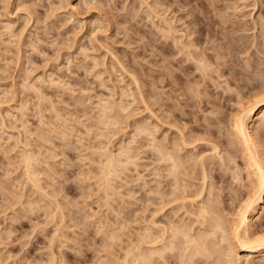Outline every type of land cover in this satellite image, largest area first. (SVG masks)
I'll list each match as a JSON object with an SVG mask.
<instances>
[{"label": "rangeland", "instance_id": "rangeland-1", "mask_svg": "<svg viewBox=\"0 0 264 264\" xmlns=\"http://www.w3.org/2000/svg\"><path fill=\"white\" fill-rule=\"evenodd\" d=\"M236 1L249 6L216 18L226 27L238 21L228 32L246 53L232 50L223 60L239 68L221 74L216 65L201 72L196 61H177L180 42L189 43L198 25L189 24L194 14L179 19L186 10L175 11L176 2L170 8L168 0H0V264H181L188 251L173 229L198 234L219 219L226 230L216 235L212 259L193 264H264L262 254L229 253L233 218L257 190L233 119L264 97V4ZM150 7L182 30L176 40ZM186 30L193 35L182 39ZM166 41L173 53L164 51ZM262 118L255 128L264 137ZM257 213L254 227L264 233V210ZM156 245L174 247L149 259Z\"/></svg>", "mask_w": 264, "mask_h": 264}, {"label": "bare ground", "instance_id": "bare-ground-1", "mask_svg": "<svg viewBox=\"0 0 264 264\" xmlns=\"http://www.w3.org/2000/svg\"><path fill=\"white\" fill-rule=\"evenodd\" d=\"M169 2H170V4L169 5H167V6H169L170 8H171V6L172 5H174V3L176 2L175 0H168ZM193 1H195V5H196V7H192V8H190V9H187L185 6L186 5H191V3L193 2ZM232 1H234V0H217V1H213V0H177V2H176V5H177V7H175V11H181V9H183L186 13H184V14H181V15H179L178 17H179V19L180 18H182L183 16L185 17L187 14L189 15V13L190 14H194V19H191V20H189V24H191V23H194V24H196V27H197V25H198V27L195 29V33H196V36L192 39V40H189V43H186V44H184L182 41V43L180 42V45L181 44H183V46L181 45V47H183L179 52H181V51H183V54H182V56L180 57V54H179V57H180V59L179 60H177V61H179V63H181L180 61H186V63L188 64V65H190V64H192L193 62H197L198 63V65H200V66H198V67H200L201 69V72H204V71H202V68H203V70L205 69L206 71L208 70V69H211L212 67L211 66H213L214 65V67H215V65H216V70H217V72H220L221 74L222 73H224V72H230V70H232L233 71V73H235L237 70H238V68H236L237 70H235L234 69V67L231 69V67H230V65L228 64V61H226V59H224L223 60V58H225L226 56L227 57H230L231 55V52H232V50H235V51H237V52H245V49L242 47V44L241 45H239V43H237L236 41L238 40V39H240V38H236L234 35L233 36H231V33H229V32H231V31H229L228 32V28L229 27H233V26H235L234 24H236V25H238V21L236 20H234V18H232L233 20H230V23H229V25L226 27V26H221L222 24H223V22L221 23L220 21H219V19L218 18H216L219 14H220V12L222 11V10H226V9H228V8H232L233 7V9L235 8V7H239V6H243L244 4V6L245 7H247V6H249V3L248 4H246V3H242L241 5L240 4H238V6H236V4H237V1L236 2H233V3H231ZM161 1H159V3H160ZM179 2H182V4L183 5H179ZM239 2V1H238ZM262 3L264 4V0H262L261 2H260V0H256L255 1V6L256 5H259V7L261 6V7H263L262 6ZM160 4H162V3H160ZM193 4V3H192ZM149 6H151V5H149ZM161 6V5H160ZM182 6H184V7H182ZM159 7V6H158ZM157 7V8H158ZM164 7V6H163ZM169 7H166L167 9H165V10H163L164 12H168L169 11ZM174 7V6H173ZM151 8V7H150ZM157 8L155 7V9L156 10H154L153 8H151V12L152 13H154L155 14V16H157V17H153V18H160L161 19V21L163 20V22H165L166 24H165V26H164V28H165V30L164 31H166V33H164V31H163V33L165 34V35H168L170 38H175L176 36L177 37H179L178 36V32H181V31H178L177 29H176V27L173 25V21H171V20H169L168 18H166V17H163L160 13H159V11L157 10ZM196 8V9H195ZM30 9V8H29ZM161 9V8H160ZM236 9V8H235ZM234 9V11L236 12V10ZM239 9V8H238ZM237 9V10H238ZM260 9V8H259ZM173 10V11H174ZM182 10V11H183ZM196 10H198V14H197V12L195 13V11ZM229 10V9H228ZM231 10V9H230ZM242 10V9H241ZM172 10H171V12H173ZM233 11V10H232ZM233 11V12H234ZM30 12V11H29ZM33 12V11H32ZM162 12V11H161ZM226 12V11H225ZM165 13V14H166ZM174 13V12H173ZM176 13V12H175ZM153 14V15H154ZM222 14H224L223 13V11H222ZM228 14V13H227ZM226 14V15H227ZM237 14V13H236ZM151 15V14H150ZM228 15H230V14H228ZM235 15V14H234ZM191 16V15H190ZM222 17V16H221ZM220 17V18H221ZM234 17H236V15L234 16ZM175 18V17H174ZM186 18V17H185ZM237 18V17H236ZM160 19H158V20H160ZM223 19V18H222ZM224 19H225V17H224ZM228 20V19H227ZM240 21V20H239ZM175 22V21H174ZM228 22V21H227ZM244 22V21H243ZM186 23H188V22H186ZM185 23V24H186ZM220 24V28H216V25L217 24ZM225 23V22H224ZM188 24V25H189ZM193 25V24H192ZM243 25V24H242ZM193 26H195V25H193ZM240 26V25H239ZM238 26V27H239ZM263 26V25H262ZM191 26H187V28H190ZM241 27V26H240ZM245 27V26H244ZM235 28V27H234ZM232 29V28H231ZM236 29V28H235ZM240 28H238V30H239ZM242 29V28H241ZM245 29V28H244ZM162 30H163V28H162ZM230 30V29H229ZM236 31V30H235ZM186 32V34H182V36H181V34H180V37H182V39L184 38L183 36H188V37H190L191 35H193V33L191 32V31H188V30H186L185 31ZM237 32V31H236ZM168 36H167V39H169L168 38ZM163 37H165V36H163ZM187 37V38H188ZM193 37V36H192ZM180 39V38H179ZM190 39V38H189ZM245 39V38H244ZM166 40V39H165ZM175 40H176V38H175ZM180 41V40H179ZM235 41V42H234ZM242 41V40H241ZM240 41V42H241ZM174 42V41H173ZM239 42V41H238ZM258 42V41H257ZM264 42V41H263ZM178 43V42H177ZM243 43V42H242ZM247 44V43H246ZM165 47L164 48H166V50H164V51H167L168 49H170L171 48V45L166 41L165 42ZM173 45H175V43L173 44ZM172 45V46H173ZM180 45H179V47H180ZM256 45V44H255ZM259 45V44H258ZM241 46V47H240ZM178 47V48H179ZM263 47H264V44H263ZM177 48V49H178ZM246 48V47H245ZM257 48V47H256ZM263 50H264V48H262ZM247 50H249V49H247ZM258 50H259V47H258ZM170 52L172 51V53L174 52V49L172 48V49H170L169 50ZM177 51V52H178ZM260 51V50H259ZM168 52V51H167ZM176 52V51H175ZM246 53V52H245ZM247 54H248V51H247ZM173 55V54H172ZM178 57V56H177ZM178 57V58H179ZM239 58V57H238ZM235 59V58H234ZM200 63V64H199ZM234 63V62H233ZM246 63H248V61L246 62ZM236 64V63H235ZM234 64V65H235ZM258 64V63H257ZM194 65V64H193ZM187 66V65H186ZM192 66V65H191ZM232 66V65H231ZM244 66V65H243ZM255 66H257V65H255ZM211 67V68H210ZM251 67V66H250ZM258 67H260V65L258 66ZM244 68V70H245V67H243ZM243 68H241V69H243ZM247 68V67H246ZM253 68H256V67H253ZM198 69V68H197ZM259 69V68H258ZM199 70V69H198ZM213 70V69H212ZM240 70V69H239ZM252 70V69H251ZM260 70V69H259ZM205 71V72H206ZM247 71H248V69H247ZM246 71V72H247ZM254 71V70H253ZM209 72H210V70H209ZM250 71H248V73H249ZM257 72V71H256ZM262 72V71H261ZM261 72L259 73V74H261ZM207 73V72H206ZM232 73V74H233ZM254 73H255V71H254ZM253 73V74H254ZM203 74V73H202ZM218 74V73H217ZM220 74V75H221ZM225 74H227V73H225ZM243 74V73H242ZM257 74V73H256ZM168 75V74H167ZM210 75V74H209ZM224 75V74H223ZM249 75V74H248ZM250 75H252V71H251V74ZM249 75V76H250ZM171 76V75H170ZM169 77V76H168ZM210 77V76H209ZM251 77V76H250ZM202 78V77H201ZM214 78V77H213ZM205 79V78H204ZM203 79V80H204ZM236 79V78H235ZM240 81V80H239ZM206 82H208V81H205V83ZM204 83V82H203ZM208 84V83H207ZM207 86V85H206ZM195 89V88H194ZM193 89V90H194ZM198 91V90H197ZM199 99V98H198ZM197 101V100H196ZM193 106V105H192ZM104 109V108H103ZM106 109V108H105ZM102 110V109H101ZM104 111V110H103ZM260 113H262V115H263V120L262 121H264V97H260L259 98V96H258V98H256L254 101H252V102H249L248 104H245V105H243V107L241 108V110L237 113V115L236 116H234V119H233V131H234V135H237V139L240 141V143L242 144V146L244 147V148H242V149H245L247 152L246 153H248L247 155V157H246V159L248 158L249 160H247V162H249V167H253V168H255L254 170L256 171V173H254V175L256 174L257 175V180H255V176H254V180H255V182L257 183V185H254V186H256L257 187V190H255L256 188H254V186H253V188H254V192L246 199V201L243 203V204H241V206H240V208H239V210L236 212V217L235 218H233L234 219V223L232 224V226H231V231H230V235H229V238L230 239H228L229 241L228 242H230L229 244H231V245H229L230 246V250H229V253L231 252V251H233V252H236V250L237 249H241V250H243V251H245L246 252V256L248 257V256H254V254H262V255H264V233H259L260 231L259 230H257L258 228L256 227V225H255V227H254V222H253V217H255L254 215L258 212V211H260V210H264V145H263V136H262V133L260 134L259 132H258V128H255V122H256V118L258 117V115L260 114ZM144 128V127H143ZM260 129H263L264 130V122H263V124H262V127L260 128ZM235 137V136H234ZM233 137V138H234ZM154 138V137H153ZM185 138V137H184ZM191 139V138H190ZM236 139V137L234 138V140ZM184 141H185V139H184ZM186 141H189V140H186ZM233 141V140H232ZM236 142H238L237 140H235ZM153 142H154V140H153ZM191 142V141H190ZM195 142V141H194ZM236 142H234L235 143V145H236ZM183 143V142H182ZM184 143H186V144H188V142H184ZM233 143V142H232ZM239 143V142H238ZM241 144H238V145H241ZM155 145V144H154ZM182 145H185V144H182ZM192 145H194V144H192ZM181 146V145H180ZM187 145H185V147H186ZM183 147V146H182ZM191 147V146H190ZM236 147V146H235ZM239 147V146H238ZM241 147V146H240ZM154 148H156V146L154 147ZM159 148V147H158ZM168 148V147H167ZM171 148V147H170ZM169 148V149H170ZM216 148V147H215ZM163 149V148H162ZM213 149V148H212ZM124 150V149H123ZM176 150V149H175ZM184 150V149H183ZM155 151H156V149H155ZM159 151H160V153H162V155L161 154H159V155H161V156H163V158H164V161H166V160H168L167 162H169L170 163V161L172 160V162L173 163H176V161H175V159H174V157L172 156V154H170V153H165L164 152V150H163V152H161L162 150H158L157 151V153H159ZM166 151V150H165ZM168 151V150H167ZM189 151V150H188ZM106 153V152H105ZM156 153V154H157ZM244 153V152H243ZM34 154V153H33ZM107 154V153H106ZM184 154V153H183ZM245 154V153H244ZM29 156V155H28ZM158 156V155H157ZM178 156H180V155H178ZM221 156V155H220ZM245 156V155H244ZM35 157V156H34ZM121 157V156H120ZM159 157V156H158ZM181 157V156H180ZM180 157H179V159H180ZM183 157V156H182ZM224 157V156H223ZM27 159H26V162H27V160L28 159H30V156H29V158L28 157H26ZM109 158H111L110 156H109ZM222 157H220V159H221ZM161 159V158H160ZM204 159V158H203ZM223 159V158H222ZM245 159V158H244ZM108 160V159H107ZM170 160V161H169ZM226 160V159H225ZM32 161V160H31ZM31 161L29 162L30 164H31ZM109 161V163L108 164H111L112 163V161H113V159L111 158V159H109L108 160ZM107 161V162H108ZM120 161V160H119ZM156 161V160H155ZM163 161V160H162ZM181 161V160H180ZM24 162H25V160H24ZM157 162V161H156ZM172 163V164H173ZM180 163H182V162H180ZM205 163V162H204ZM227 163V162H226ZM30 164H29V166H30ZM116 163L114 162V166H117V165H115ZM168 164V163H167ZM171 164V163H170ZM171 164V165H172ZM178 164V163H177ZM183 164V163H182ZM221 164V163H220ZM27 165V164H26ZM179 165H181V164H179ZM227 165V164H226ZM247 165V164H246ZM109 166H112V164L111 165H108V168H109ZM169 166V165H168ZM175 166V165H174ZM202 166H203V164H202ZM166 167H167V165H166ZM106 168V167H105ZM111 168V167H110ZM109 168V169H110ZM156 168V167H155ZM172 168V167H171ZM175 168V167H174ZM183 168V167H182ZM205 168V167H204ZM204 168H202V170L204 169ZM213 168V167H212ZM103 169H104V167H103ZM102 169V170H103ZM109 169H107L108 171H109ZM112 169V168H111ZM168 169V168H167ZM176 169H177V167H176ZM185 169V168H184ZM101 170V171H102ZM106 170V171H107ZM113 170H116V169H113ZM113 170H111V171H113ZM173 170V169H172ZM186 170V169H185ZM206 171H207V169H205ZM204 170V171H205ZM252 170V169H251ZM110 171V172H111ZM167 171H169V170H167ZM177 171H178V169H177ZM183 171V170H182ZM181 171V172H182ZM205 171V172H206ZM250 171V170H249ZM204 172V177L202 176V179L204 180V184L205 183H207V181L209 180H206L207 178H208V173H205ZM33 173V172H32ZM108 173V172H107ZM113 173H114V171H113ZM168 173V172H167ZM27 174V173H26ZM112 173H109V175L110 176H112L111 175ZM169 174V173H168ZM181 174V173H180ZM188 174V173H187ZM237 174V173H236ZM250 174V173H249ZM33 175V174H32ZM109 175L107 176V174L105 175V176H107V177H109ZM172 175V174H171ZM201 175V174H200ZM158 176V175H157ZM168 176V175H167ZM167 176H165V177H167ZM178 176V175H177ZM187 176V175H186ZM185 176V174H184V176H183V178L184 177H186ZM248 176V175H247ZM35 177V176H34ZM106 177V178H107ZM169 177V176H168ZM174 177V176H173ZM201 177V176H200ZM250 177V176H249ZM170 178V177H169ZM172 178V177H171ZM170 178V179H171ZM236 178V177H235ZM239 178V177H238ZM34 179V178H33ZM109 179V178H108ZM166 179V178H165ZM169 179V180H170ZM157 180V179H156ZM155 180V181H156ZM175 180V179H174ZM184 180H185V178H184ZM187 180V179H186ZM202 180V181H203ZM176 181H177V179H176ZM179 181V180H178ZM183 181V180H182ZM201 181V180H200ZM110 182V181H109ZM171 182H172V180H171ZM193 182V181H192ZM254 182V181H253ZM36 183V182H35ZM106 183H108L107 181H106ZM159 183H161V182H159ZM175 183V182H174ZM184 182H182V184H183ZM189 183V182H188ZM202 183V182H201ZM109 184V183H108ZM156 184H157V182H156ZM180 184V183H179ZM209 184V183H208ZM255 184V183H254ZM107 185V184H106ZM161 185H162V183H161ZM170 185V184H169ZM178 185V184H177ZM188 185V187L190 186L189 184H187ZM110 186V185H109ZM160 186V185H159ZM159 186H157L156 187V190H157V188L159 187ZM172 186V185H171ZM174 186V185H173ZM172 186V187H173ZM176 186V185H175ZM208 186V185H207ZM212 186V185H211ZM215 186V185H214ZM180 187H181V185H180ZM111 188V187H110ZM174 188V187H173ZM207 188V187H206ZM178 189H180V188H178ZM213 189V188H212ZM158 190H159V188H158ZM158 190H157V192H158ZM171 191H172V188L170 189ZM181 190V189H180ZM183 190H185V192H186V189H184L183 188ZM207 190V189H206ZM176 191H177V187H176ZM182 191V190H181ZM180 191V192H181ZM188 191V190H187ZM253 191V190H252ZM203 192H206L205 190L203 191ZM203 192L202 191H200V192H198L196 195H199V194H203ZM113 193V192H112ZM159 193V192H158ZM161 193V192H160ZM171 193V192H170ZM172 193H173V191H172ZM188 193V192H187ZM213 193V192H212ZM211 193V194H212ZM162 194V193H161ZM174 194H175V192H174ZM159 195V194H158ZM162 196H163V194H162ZM189 196V195H188ZM158 197V196H157ZM172 197H174V195H172ZM184 197H186V195L184 196ZM183 197V198H184ZM202 197V196H201ZM162 198H165V194H164V197H162ZM181 198H182V196H181ZM190 198V197H189ZM203 198V197H202ZM232 198V197H231ZM160 199V198H159ZM174 199V198H173ZM186 199H188V197L187 198H185V200ZM169 200V199H168ZM175 200V199H174ZM184 200V201H185ZM204 200V199H203ZM163 201V200H162ZM161 201V202H162ZM164 201H167V200H164ZM172 201V200H171ZM183 201V200H182ZM202 201V200H201ZM176 202V200L173 202L172 201V203H175ZM177 202H178V199H177ZM199 203H200V201H198ZM163 203V202H162ZM186 203H187V201H186ZM205 203V202H204ZM209 203V202H208ZM188 204V203H187ZM221 204V203H220ZM171 205V204H170ZM184 205V204H183ZM193 205V204H192ZM167 206V205H166ZM180 206H181V203H180ZM215 206V205H214ZM163 207V206H162ZM165 207V206H164ZM187 207H190V205L189 206H186V208L185 209H188ZM179 208V207H178ZM208 209H209V207L207 206V205H205L204 204V206H202L201 207V213L203 214V216H205V215H207V213H209V211H208ZM220 209V208H219ZM157 210H158V208H157ZM156 210V211H157ZM179 210V209H178ZM196 210V209H195ZM198 210V209H197ZM159 211V210H158ZM157 211V212H158ZM190 211V210H189ZM157 212H155V213H157ZM192 212V211H191ZM190 212V214H192L193 216H194V214L193 213H191ZM193 212H194V210H193ZM154 213V214H155ZM159 213V212H158ZM157 213V214H158ZM181 213V212H180ZM189 213V212H188ZM187 213V214H188ZM186 214V213H185ZM214 214V213H213ZM226 214V213H225ZM235 214V213H234ZM258 214V213H257ZM155 216H156V214H155ZM179 216V215H178ZM184 216V215H183ZM191 216V215H190ZM192 216V217H193ZM198 216V215H197ZM196 216V217H197ZM201 216V215H200ZM199 216V217H200ZM235 216V215H234ZM185 217V216H184ZM187 217H189V216H187ZM192 217H190V218H192ZM206 217V216H205ZM179 218H181V217H179ZM208 218V217H207ZM206 218V219H207ZM220 218H221V216H220ZM205 219V218H204ZM158 220V219H157ZM173 220V219H172ZM195 220V219H194ZM201 220H203V219H201ZM201 220H199V221H201ZM212 220V219H211ZM220 220V219H219ZM219 220H217V221H212L210 224V227H211V229H209V230H205V232L203 231V232H200V233H196V234H194L193 232V234L189 231V228H188V230H184V229H181V228H179V229H177V228H175V229H173L174 231H175V234H174V237H178L179 238V236L181 235V236H183V238L185 239V246H186V249L185 250H187V251H185V252H187L186 253V257H185V252H183V251H181V253L183 252L184 254V257L186 258V259H182L181 261L182 262H184V263H181V264H187V263H192L193 264V262H195L196 263V260H198L199 258H205V260H207L208 261V259H212V254H213V248L215 247V239H216V235H217V233L219 232V234L222 232V233H224L225 232V230L226 229H224L223 228V226H222V224H221V222L219 221ZM227 220V219H226ZM178 221V220H177ZM225 221V220H224ZM179 222V221H178ZM177 222V223H178ZM183 222H184V220H183ZM188 222V221H187ZM193 222V221H192ZM159 223V222H158ZM172 223H174V222H172ZM205 223V222H204ZM225 223H227V222H225ZM166 224H168V223H166ZM183 224H185V223H183ZM191 224V223H190ZM230 224V223H229ZM147 225V224H146ZM156 225H157V223H156ZM161 225V224H160ZM179 225V224H178ZM177 225V226H178ZM181 225V224H180ZM179 225V226H180ZM195 225V224H194ZM205 225V224H204ZM164 226V225H163ZM173 226V225H172ZM186 226V225H185ZM196 227L198 226V225H195ZM229 226V225H228ZM260 226V225H259ZM261 226H263L262 224H261ZM157 227H160V226H158L157 225ZM156 227V228H157ZM171 227V226H170ZM176 227V226H175ZM188 227V226H187ZM201 227V226H200ZM207 227V226H206ZM209 227V226H208ZM264 227V226H263ZM169 228V227H168ZM172 228V227H171ZM202 228V227H201ZM260 228V227H259ZM148 229V228H147ZM193 229H194V227H193ZM196 229V228H195ZM205 229V228H204ZM228 229V228H227ZM261 229V228H260ZM160 230V229H159ZM168 230V229H167ZM171 230V229H170ZM169 230V231H170ZM190 230H191V228H190ZM230 230V229H229ZM263 230V229H262ZM193 231V230H192ZM162 232H163V230H162ZM196 232V231H195ZM199 232V231H198ZM228 232V231H227ZM158 233V232H157ZM218 234V235H219ZM144 235V234H143ZM168 235V234H167ZM169 235H170V233H169ZM173 235V234H172ZM179 235V236H178ZM227 235V234H226ZM114 236V235H113ZM152 236V235H151ZM150 236V237H151ZM165 236V235H164ZM148 237V236H147ZM146 237V238H147ZM159 237H160V235H159ZM170 237V236H169ZM221 237V236H220ZM113 238V237H112ZM166 238V237H165ZM142 239V238H141ZM162 240H163V238H161ZM161 239H159V238H156L155 240H154V243L155 244H158L160 241H161ZM167 239V238H166ZM165 239V240H166ZM171 239H173V236H172V238ZM180 239H182V237L180 238ZM219 239V238H218ZM164 241V240H163ZM170 241V240H169ZM173 241H175V239L174 240H172V242ZM219 241V240H218ZM227 241V240H226ZM145 242V241H144ZM153 242V241H152ZM162 242V241H161ZM160 242V243H161ZM178 242V241H177ZM222 242H225L224 240L222 241ZM149 244H150V242H148ZM147 243V244H148ZM154 243H152V244H154ZM171 243V242H170ZM174 243V242H173ZM175 243H176V241H175ZM179 243V242H178ZM183 243H184V241H183ZM154 244V245H155ZM172 244V243H171ZM219 244V243H218ZM217 244V245H218ZM223 244V243H222ZM162 245V244H161ZM174 245H176V244H174ZM183 245V244H182ZM160 245H156V247L154 246L153 248H150V256H149V259H152V260H154V259H157V258H162L164 255L165 256H167L166 254H165V252L168 250V249H172L174 246H166L165 245V247H159ZM184 246V245H183ZM225 246V245H224ZM223 246V247H224ZM176 247V246H175ZM139 248H140V246H139ZM216 248V247H215ZM225 248H226V246H225ZM141 249V248H140ZM152 249V250H151ZM176 249H177V247H176ZM228 249V248H227ZM182 250V249H181ZM222 250H224V249H222ZM133 251V250H132ZM135 251V250H134ZM142 251V250H141ZM140 251V252H141ZM178 251V250H177ZM226 251H228V250H226ZM223 252V251H222ZM221 252V253H222ZM233 252H232V256H233ZM138 253V252H137ZM146 253V252H145ZM167 253V252H166ZM178 253H180L179 251H178ZM217 253V252H216ZM237 253V252H236ZM139 254H141V253H139ZM138 254V255H139ZM149 254V253H148ZM167 254H169V253H167ZM223 254V253H222ZM226 254V256H227V254H228V252H226L225 253ZM225 254H223V255H225ZM231 254V253H230ZM127 255H129L128 254V252H127ZM138 255H136L138 258L139 257H141V255H142V258H145V254H144V252H143V254H141L140 256H138ZM147 255V254H146ZM234 255H235V253H234ZM182 256V255H181ZM226 256H224V257H226ZM239 256V255H238ZM148 257V256H147ZM147 257H146V262L149 260V259H147ZM219 257V256H218ZM228 257V256H227ZM236 257V256H235ZM246 257V258H247ZM262 257V256H261ZM128 258H129V256H128ZM133 258V257H132ZM136 259L137 261L140 259ZM165 258V257H164ZM168 258V257H167ZM181 258V257H180ZM216 258V257H215ZM221 258H222V256H221ZM229 258V257H228ZM227 258V259H228ZM253 258V257H252ZM252 258H250L251 260H252ZM238 259H240V258H238ZM130 260V259H129ZM133 260V259H132ZM143 260V261H144ZM158 260V259H157ZM163 260H165V259H163ZM179 260V259H178ZM215 260H217V262H219L220 263V258H217V259H215ZM223 260V259H222ZM221 260V261H222ZM226 260V259H225ZM224 260V261H225ZM125 261V260H124ZM135 261V260H134ZM144 261V262H145ZM160 261V260H159ZM229 261V260H228ZM232 261V260H231ZM239 261H241V260H239ZM248 261V260H247ZM140 263H141V261H139ZM165 262V261H164ZM230 262V261H229ZM242 262H244V261H242ZM252 262V261H251ZM250 262V263H251ZM126 263V262H125ZM153 263V261L151 262V264ZM156 263V262H155ZM158 263V262H157ZM156 263V264H157ZM168 263H169V260H168ZM222 263V262H221ZM225 263V262H224ZM227 263V262H226ZM232 263V262H231ZM234 263V262H233ZM138 264V263H137ZM143 264V263H142ZM210 264H211V262H210ZM223 264V263H222ZM237 264V263H236ZM243 264H245V263H243ZM247 264V263H246Z\"/></svg>", "mask_w": 264, "mask_h": 264}]
</instances>
